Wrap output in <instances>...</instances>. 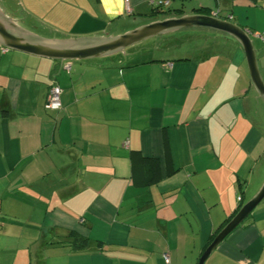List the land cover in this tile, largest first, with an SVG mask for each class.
Segmentation results:
<instances>
[{
  "label": "crops",
  "instance_id": "0c3cea01",
  "mask_svg": "<svg viewBox=\"0 0 264 264\" xmlns=\"http://www.w3.org/2000/svg\"><path fill=\"white\" fill-rule=\"evenodd\" d=\"M127 1L0 0V15L48 41L112 38L162 20L146 1ZM189 2L168 18L213 16L246 30L264 84V0ZM200 31L211 39L182 51L152 53L148 38L72 61L0 46V264H165L164 255L197 264L264 183V102L244 53ZM51 85L59 111L44 108ZM131 152L158 160L155 184H139ZM68 232L87 247L57 243ZM204 264H264V199Z\"/></svg>",
  "mask_w": 264,
  "mask_h": 264
},
{
  "label": "water",
  "instance_id": "95a60500",
  "mask_svg": "<svg viewBox=\"0 0 264 264\" xmlns=\"http://www.w3.org/2000/svg\"><path fill=\"white\" fill-rule=\"evenodd\" d=\"M184 12V10H178ZM194 29L225 34L236 40L240 45L247 64L250 81L258 97L264 102V84L261 81L253 42L249 33L241 27L213 16L184 15L181 17L165 18L145 26L108 38H77L62 40H42L28 37L9 21L0 15V46L25 53L28 55L58 60L72 61L98 58L110 55L117 51L152 38L154 36L177 30ZM264 199V183L258 192L245 203L237 213L214 236L211 242L201 253L197 264H204L214 252L220 242L235 228H237Z\"/></svg>",
  "mask_w": 264,
  "mask_h": 264
},
{
  "label": "trees",
  "instance_id": "16d2710c",
  "mask_svg": "<svg viewBox=\"0 0 264 264\" xmlns=\"http://www.w3.org/2000/svg\"><path fill=\"white\" fill-rule=\"evenodd\" d=\"M167 1H168L167 7H162L161 5H151L152 7L151 16H154L155 18V16L160 15L161 17L160 19H165L171 17L172 15L180 16V12L178 10L175 11L169 9L170 0ZM180 1L182 2L184 0H180ZM129 159L132 163V166L137 167L136 169H133V175L134 176L138 175V177H140L139 184L141 186L150 187L160 179L159 163L157 159L144 158L139 154V152H131L129 155ZM227 222L228 220H226L222 226H224ZM215 234L216 232L211 236L209 243L214 238ZM88 242H89L88 238L83 237L76 232H68L66 236L63 238V240L57 243L59 244L66 243L72 248V250L80 251L87 247Z\"/></svg>",
  "mask_w": 264,
  "mask_h": 264
},
{
  "label": "rangeland",
  "instance_id": "374dc122",
  "mask_svg": "<svg viewBox=\"0 0 264 264\" xmlns=\"http://www.w3.org/2000/svg\"><path fill=\"white\" fill-rule=\"evenodd\" d=\"M181 3L180 0H170V7L169 9L174 10L175 8H177L176 5H178V3ZM189 0H184L182 1V10L184 11H188L187 9H185V7L189 6ZM6 12H8L6 10ZM11 15L13 17L19 18L20 17V13L19 11H13V13H11ZM158 18H161L160 15L158 16ZM173 33V32H172ZM167 33L164 34L165 36H162V38H151L148 41L149 42H145L148 44H142V48L144 49H152L154 51H152V53L154 52H158L164 48H166V46L168 44L175 46V50H179L182 51V48L186 45L193 47L195 45H204L206 42H208L209 39H211V37H208L207 33L201 32L200 30H185V31H181V32H175V33ZM158 37V36H157ZM7 51H12L7 49ZM149 53V56L152 54ZM148 56V57H149ZM154 56V55H153ZM151 58V56H150Z\"/></svg>",
  "mask_w": 264,
  "mask_h": 264
},
{
  "label": "built area",
  "instance_id": "2783aa9c",
  "mask_svg": "<svg viewBox=\"0 0 264 264\" xmlns=\"http://www.w3.org/2000/svg\"><path fill=\"white\" fill-rule=\"evenodd\" d=\"M150 5H161L162 7L168 6L167 0H144ZM128 1L125 0V3ZM260 39L264 41V32L258 35ZM6 50L4 49L3 52ZM64 70H69L68 65H63ZM60 93L61 90L57 85H51L48 89V94L45 100L44 108L49 111H59L61 109V103H60ZM126 145V144H125ZM238 201H240V198H238ZM163 260L165 264H169V259L166 255L163 256Z\"/></svg>",
  "mask_w": 264,
  "mask_h": 264
}]
</instances>
